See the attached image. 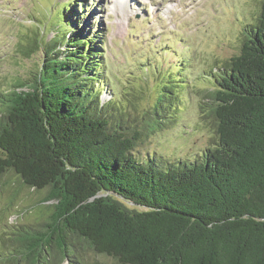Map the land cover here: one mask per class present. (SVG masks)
I'll list each match as a JSON object with an SVG mask.
<instances>
[{"label":"trees","instance_id":"1","mask_svg":"<svg viewBox=\"0 0 264 264\" xmlns=\"http://www.w3.org/2000/svg\"><path fill=\"white\" fill-rule=\"evenodd\" d=\"M65 8L56 19L78 30L63 39L56 26L57 43L27 34L21 53L41 50L42 65L0 93V177L38 193L28 209L40 217L12 227L0 264H87L86 252L116 264H264V0L203 92L209 145L175 162L139 155L135 108L109 113L96 86L101 36H84ZM172 88L162 84L140 122L177 116Z\"/></svg>","mask_w":264,"mask_h":264},{"label":"rangeland","instance_id":"2","mask_svg":"<svg viewBox=\"0 0 264 264\" xmlns=\"http://www.w3.org/2000/svg\"><path fill=\"white\" fill-rule=\"evenodd\" d=\"M71 1L77 0H0V93L18 78L34 80L44 54L39 50L25 58L21 44L27 34L43 35L45 42L53 39L55 27L62 26L56 11L64 5V13L70 8L77 12L75 19L70 14L65 17L75 22L80 17L75 26L84 36H101L95 39L102 42L101 49L95 50L103 53L99 61L104 86H96L101 101L109 100V113L135 108L128 109L130 115L137 119L138 130H146L139 155L171 162L199 156L212 136L211 119L201 106L204 90L211 87L210 74L238 53L243 28L253 21L262 0H84L78 10ZM71 29L78 30L63 28L61 38L72 37ZM162 84L173 87L170 95L177 116L169 123L140 122ZM7 182L17 193L3 187ZM38 197L18 184L13 174L0 177V244L11 237L12 227L37 225L39 214L28 208ZM4 252L0 247V257ZM85 254L87 264H116L104 256Z\"/></svg>","mask_w":264,"mask_h":264}]
</instances>
